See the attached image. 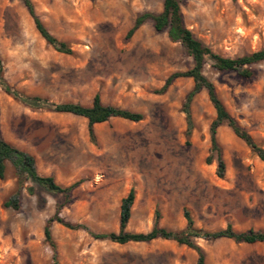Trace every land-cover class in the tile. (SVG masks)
I'll return each instance as SVG.
<instances>
[{
    "label": "rangeland",
    "instance_id": "rangeland-1",
    "mask_svg": "<svg viewBox=\"0 0 264 264\" xmlns=\"http://www.w3.org/2000/svg\"><path fill=\"white\" fill-rule=\"evenodd\" d=\"M47 30L71 48L56 51L36 30L22 0H0L1 75L15 90L54 103H102L143 114L138 122L111 118L94 125L68 113L32 109L0 87V133L35 158L37 171L67 187L69 197L24 187L18 209L3 206L16 188L11 167L0 180V264H196L197 253L167 239L119 244L94 234L117 232L120 203L132 188L135 199L125 231L148 232L159 225L180 231L188 211L194 226L217 231L264 229V162L229 127L217 128L225 163L222 177L210 153L209 127L215 111L206 91L191 103L187 136L184 103L190 78H176L156 91L192 59L165 31L146 20L127 38L137 15L158 13L163 0H31ZM185 26L224 57L264 49V0H179ZM253 74L219 72L206 64L228 112L264 149V62ZM29 184V183H26ZM49 223L53 246L43 229ZM206 264H264V243L195 239Z\"/></svg>",
    "mask_w": 264,
    "mask_h": 264
},
{
    "label": "trees",
    "instance_id": "trees-1",
    "mask_svg": "<svg viewBox=\"0 0 264 264\" xmlns=\"http://www.w3.org/2000/svg\"><path fill=\"white\" fill-rule=\"evenodd\" d=\"M22 2L31 16L36 30L45 42L58 52L70 54L72 50L67 43L54 37L40 21L34 11L31 0H22ZM148 19L153 22V27L156 31H165L171 42L180 43L192 59L191 68L171 73L160 89L156 91L158 94H163L176 78L192 79L194 84L193 89L187 94L184 103V112L186 113L187 119L186 135H190L192 127L190 103L198 91L201 89L206 91L208 100L215 111V118L212 120L209 127L210 153L206 158V162L210 163L215 159L216 174L219 177L224 175L225 163L222 158L221 148L216 139L217 128L221 125L229 127L231 131L240 138L262 162H264V149L252 139L247 131L242 128L236 119L228 112L217 95L213 82L203 73L204 66L209 64L219 72L235 71L240 77L249 78L252 76L253 72L248 66L253 63L264 62V49H259L239 57H224L219 55L208 45L196 38L193 32L185 26L179 0H163L162 10L160 12H143L137 15L133 25L127 31L126 37H131ZM0 87L5 93L32 109H47L53 112L68 113L85 118L87 120L88 133L91 138L94 137V125L106 122L111 118H122L133 122H138L143 119V114L140 112H134L102 103L98 93L93 96L89 106L72 102L54 103L39 96L25 95L12 88L6 82L1 75V67ZM9 167H11L13 171L14 177L17 180V185L12 194L3 202V206L13 209H18L20 193L24 187L29 193H33L34 189L37 187L51 193L62 194L68 198L72 189L78 184V182H75L64 187L56 183L52 176L40 175L36 168L34 156L3 139L0 133V180L6 178ZM134 199L135 192L131 188L120 203L119 228L117 232L94 234V237L98 239H108L119 244L128 242L147 243L155 239L172 240L178 244L186 245L194 249L197 253L196 264H206L204 253L197 245L195 241L196 238H202L204 240L227 238L236 243L246 244L264 243V229H248L238 232L235 231L230 224H227L224 229L205 231L194 226L193 220L186 210L183 213L186 225L180 231H171L161 227L159 225L160 215L157 211L154 215L152 227L148 232L132 233L125 231L131 215V207ZM51 221H57L68 228L79 227L78 225L64 222L56 213L52 218L48 219L43 229L45 239L51 246H53L49 230V223Z\"/></svg>",
    "mask_w": 264,
    "mask_h": 264
}]
</instances>
